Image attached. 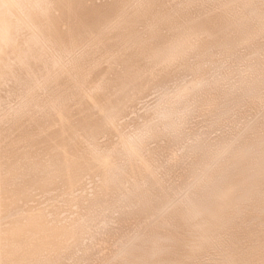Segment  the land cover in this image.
I'll list each match as a JSON object with an SVG mask.
<instances>
[{
  "label": "bare ground",
  "instance_id": "1",
  "mask_svg": "<svg viewBox=\"0 0 264 264\" xmlns=\"http://www.w3.org/2000/svg\"><path fill=\"white\" fill-rule=\"evenodd\" d=\"M0 264H264V0H0Z\"/></svg>",
  "mask_w": 264,
  "mask_h": 264
}]
</instances>
